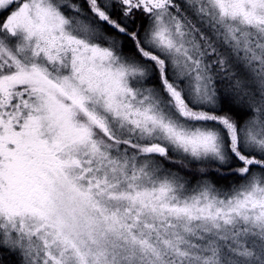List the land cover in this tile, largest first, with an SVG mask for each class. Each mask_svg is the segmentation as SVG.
<instances>
[{
  "label": "snow or ice",
  "instance_id": "obj_1",
  "mask_svg": "<svg viewBox=\"0 0 264 264\" xmlns=\"http://www.w3.org/2000/svg\"><path fill=\"white\" fill-rule=\"evenodd\" d=\"M0 264H264V0H0Z\"/></svg>",
  "mask_w": 264,
  "mask_h": 264
}]
</instances>
